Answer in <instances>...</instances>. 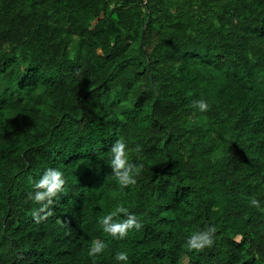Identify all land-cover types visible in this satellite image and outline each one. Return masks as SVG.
<instances>
[{
	"label": "trees",
	"instance_id": "trees-1",
	"mask_svg": "<svg viewBox=\"0 0 264 264\" xmlns=\"http://www.w3.org/2000/svg\"><path fill=\"white\" fill-rule=\"evenodd\" d=\"M120 138L143 146L127 188ZM48 168L66 184L38 223ZM253 197L264 209V0H0V264H264ZM121 203L143 228L118 240L100 220ZM208 226L214 244L187 250Z\"/></svg>",
	"mask_w": 264,
	"mask_h": 264
},
{
	"label": "clouds",
	"instance_id": "clouds-1",
	"mask_svg": "<svg viewBox=\"0 0 264 264\" xmlns=\"http://www.w3.org/2000/svg\"><path fill=\"white\" fill-rule=\"evenodd\" d=\"M194 107L200 112H207L209 104L206 100L200 99L194 102ZM111 153L110 167L112 176L122 188L133 186L137 183V177L140 176L144 169L143 163H137L130 158V154L135 153L138 158L143 152V146L137 144L130 148L123 138L116 140L109 149ZM66 180L64 173L57 168H48L40 179L34 183L35 191L29 194V199L40 205L38 209L33 210V218L39 223L53 215L51 206L54 204L55 198L64 192ZM250 207L261 209V202L256 198H251ZM123 215L122 220L116 217ZM103 232L108 236L123 240L128 237L133 230L140 231L143 223L135 214L129 212V209L123 203L117 205L109 214L103 216L100 220ZM216 235V227L208 226L204 230L193 232L185 241V247L189 251H203L205 248L214 244ZM107 245L102 240H93L88 251L90 257H96L102 254ZM115 259L127 264V252H117Z\"/></svg>",
	"mask_w": 264,
	"mask_h": 264
},
{
	"label": "water",
	"instance_id": "water-1",
	"mask_svg": "<svg viewBox=\"0 0 264 264\" xmlns=\"http://www.w3.org/2000/svg\"><path fill=\"white\" fill-rule=\"evenodd\" d=\"M144 34H145V29H144V31H143V36H144Z\"/></svg>",
	"mask_w": 264,
	"mask_h": 264
}]
</instances>
